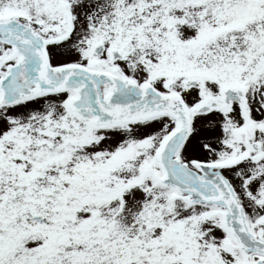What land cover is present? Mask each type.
<instances>
[{"label": "snow or ice", "instance_id": "1", "mask_svg": "<svg viewBox=\"0 0 264 264\" xmlns=\"http://www.w3.org/2000/svg\"><path fill=\"white\" fill-rule=\"evenodd\" d=\"M0 264H264V0H0Z\"/></svg>", "mask_w": 264, "mask_h": 264}]
</instances>
